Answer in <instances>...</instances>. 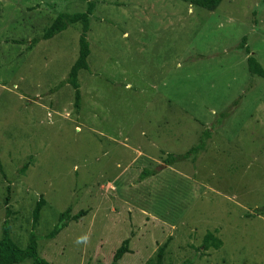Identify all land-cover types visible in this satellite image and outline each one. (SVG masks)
<instances>
[{
    "label": "rangeland",
    "instance_id": "obj_1",
    "mask_svg": "<svg viewBox=\"0 0 264 264\" xmlns=\"http://www.w3.org/2000/svg\"><path fill=\"white\" fill-rule=\"evenodd\" d=\"M93 5L75 108L80 24L40 37L85 0H0V226L23 248L41 197L49 264H111L123 240L117 264H264V0ZM65 210L84 214L46 238Z\"/></svg>",
    "mask_w": 264,
    "mask_h": 264
},
{
    "label": "trees",
    "instance_id": "obj_2",
    "mask_svg": "<svg viewBox=\"0 0 264 264\" xmlns=\"http://www.w3.org/2000/svg\"><path fill=\"white\" fill-rule=\"evenodd\" d=\"M183 1L189 5L210 9L218 4L220 0H178ZM93 0H85V10L81 13H72L67 14L60 12L56 15L51 24L46 28L44 33L41 35V40H48L54 35L65 30L69 25L80 24L81 32L77 39V56L75 61L71 65L65 83H67L70 88L73 90V106L78 107L79 104V84L77 81V75L80 71L88 70L87 58L89 55L88 44L85 39L86 32L88 31V16L92 13L93 10ZM247 70L250 74L256 75L264 78V72L260 66L254 61L252 57L246 59ZM226 114V113H225ZM207 139L204 136V141ZM204 141L199 142L195 147L188 149L184 154L177 156H167L164 159V164H172L178 162L192 155H196L204 147ZM26 165H23L22 172L25 169ZM144 175L148 173H143ZM44 201L41 197L35 202L34 207L31 211V230L28 233L27 243L23 248L16 246L9 237V225H8V211H5V218L0 226V264H20L24 261H29L30 264H49L41 257L38 256L36 252V242L37 237L33 233V229L38 220L39 211L43 206ZM83 212H78L74 215H69V211L65 210L58 215L57 224L53 229L45 236L46 238H53L61 229H63L68 222L76 221L83 216ZM127 241L123 240L119 247L115 249L111 264H117L121 257L127 252ZM220 242L215 239L211 233H206L202 239V246L205 248L212 247L218 248ZM153 264H163L162 263V249H158L154 258Z\"/></svg>",
    "mask_w": 264,
    "mask_h": 264
}]
</instances>
